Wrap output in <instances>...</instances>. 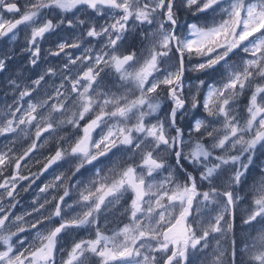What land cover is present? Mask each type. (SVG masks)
I'll use <instances>...</instances> for the list:
<instances>
[{"label": "snow or ice", "instance_id": "6c2138e0", "mask_svg": "<svg viewBox=\"0 0 264 264\" xmlns=\"http://www.w3.org/2000/svg\"><path fill=\"white\" fill-rule=\"evenodd\" d=\"M0 138V264H264V0H0Z\"/></svg>", "mask_w": 264, "mask_h": 264}, {"label": "rangeland", "instance_id": "374dc122", "mask_svg": "<svg viewBox=\"0 0 264 264\" xmlns=\"http://www.w3.org/2000/svg\"><path fill=\"white\" fill-rule=\"evenodd\" d=\"M33 170H35V169H33ZM47 178H50V177H45V179H47ZM31 195H32L31 192L30 193H23V192L21 193V196L23 198L27 196V200L26 201L25 200L22 201L21 208H23L24 206H26L28 204V202L31 199Z\"/></svg>", "mask_w": 264, "mask_h": 264}, {"label": "flooded vegetation", "instance_id": "af4514ba", "mask_svg": "<svg viewBox=\"0 0 264 264\" xmlns=\"http://www.w3.org/2000/svg\"><path fill=\"white\" fill-rule=\"evenodd\" d=\"M0 142H3V141L1 140ZM24 198H25V197H24ZM24 198H23V199H24ZM23 199H22V200H23Z\"/></svg>", "mask_w": 264, "mask_h": 264}]
</instances>
